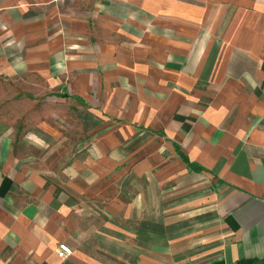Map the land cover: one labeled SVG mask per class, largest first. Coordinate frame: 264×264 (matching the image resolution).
Instances as JSON below:
<instances>
[{"label":"crops","instance_id":"1","mask_svg":"<svg viewBox=\"0 0 264 264\" xmlns=\"http://www.w3.org/2000/svg\"><path fill=\"white\" fill-rule=\"evenodd\" d=\"M0 78L93 120L0 127V264L264 262V0H0Z\"/></svg>","mask_w":264,"mask_h":264},{"label":"rangeland","instance_id":"2","mask_svg":"<svg viewBox=\"0 0 264 264\" xmlns=\"http://www.w3.org/2000/svg\"><path fill=\"white\" fill-rule=\"evenodd\" d=\"M55 113L60 115L55 125H51L55 133L48 135L39 131L35 142L40 146L38 149L40 161L45 163L48 168L58 170L69 161L71 155L87 138L86 127L91 125L93 120L85 116L86 108L83 105L67 107L60 102L55 103L35 98L29 88L0 78V127L7 125L13 128L17 141H31L30 132L35 133L38 124L47 121L48 116H53ZM98 250L102 251L104 259L112 256L109 253L117 257L115 254H119V251L123 250L125 253L117 258L125 260L128 258L126 248L112 247L106 241L105 246ZM107 263L127 264V262L115 259L109 260Z\"/></svg>","mask_w":264,"mask_h":264},{"label":"built area","instance_id":"3","mask_svg":"<svg viewBox=\"0 0 264 264\" xmlns=\"http://www.w3.org/2000/svg\"><path fill=\"white\" fill-rule=\"evenodd\" d=\"M71 252H72L71 248L65 243H59L56 248V255L58 258H61V259L69 256Z\"/></svg>","mask_w":264,"mask_h":264},{"label":"trees","instance_id":"4","mask_svg":"<svg viewBox=\"0 0 264 264\" xmlns=\"http://www.w3.org/2000/svg\"><path fill=\"white\" fill-rule=\"evenodd\" d=\"M236 264H264V262L252 259V258H243L238 260Z\"/></svg>","mask_w":264,"mask_h":264}]
</instances>
